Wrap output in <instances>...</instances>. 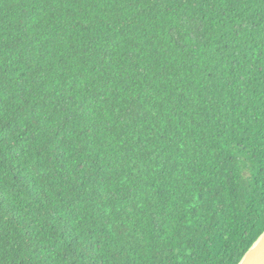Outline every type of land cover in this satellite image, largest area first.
Returning <instances> with one entry per match:
<instances>
[{
	"label": "trees",
	"instance_id": "obj_1",
	"mask_svg": "<svg viewBox=\"0 0 264 264\" xmlns=\"http://www.w3.org/2000/svg\"><path fill=\"white\" fill-rule=\"evenodd\" d=\"M264 233V0H0V264H239Z\"/></svg>",
	"mask_w": 264,
	"mask_h": 264
},
{
	"label": "water",
	"instance_id": "obj_2",
	"mask_svg": "<svg viewBox=\"0 0 264 264\" xmlns=\"http://www.w3.org/2000/svg\"><path fill=\"white\" fill-rule=\"evenodd\" d=\"M239 264H264V233L256 240Z\"/></svg>",
	"mask_w": 264,
	"mask_h": 264
}]
</instances>
